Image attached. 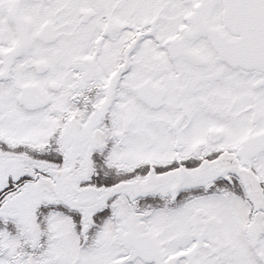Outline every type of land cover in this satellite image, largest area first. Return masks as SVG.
<instances>
[{
    "label": "snow or ice",
    "instance_id": "snow-or-ice-1",
    "mask_svg": "<svg viewBox=\"0 0 264 264\" xmlns=\"http://www.w3.org/2000/svg\"><path fill=\"white\" fill-rule=\"evenodd\" d=\"M0 264H264V0H0Z\"/></svg>",
    "mask_w": 264,
    "mask_h": 264
}]
</instances>
